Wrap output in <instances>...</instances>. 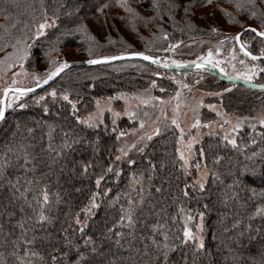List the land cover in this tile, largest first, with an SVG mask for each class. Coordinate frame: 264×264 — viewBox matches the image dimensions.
<instances>
[{"label":"trees","instance_id":"16d2710c","mask_svg":"<svg viewBox=\"0 0 264 264\" xmlns=\"http://www.w3.org/2000/svg\"><path fill=\"white\" fill-rule=\"evenodd\" d=\"M239 2L245 4L246 7L237 9L235 7L236 0H211L210 3L207 0H127L129 7L136 13V16H133L119 7L117 0H87L82 11L74 17L65 15L66 12L72 10L70 7H66L57 12L59 19L55 27L46 29L45 35L36 40L29 38L26 41L32 47L29 49L28 59L24 61L25 70H35L38 65L45 62L49 68L47 62L49 59L67 61L73 60V58L70 59L72 56H76L77 59H88L126 52H144L159 57L161 60L170 61L162 54L143 48L138 39H147L148 45L153 48L165 49V44L159 45L158 42L154 41V38L148 36L155 34V38H158L159 36L164 37L163 34L166 33L167 39L163 40L167 44L172 38L181 39L191 35L228 36V32L221 30L220 27L216 26L217 24L197 22L198 18L195 17L194 11L200 6L220 4L219 12L222 21L238 28L234 32V37L245 26L264 30V26L258 20L250 18L252 9L247 6L246 0H239ZM40 4L41 0H0V37H3L0 39V60L13 52L11 43L14 42L15 37H20L27 31L24 25H31L32 16L39 17ZM43 4L48 10L49 17H51L53 11L60 4L71 5L72 0H43ZM105 4L108 6L102 7ZM185 6H187V12ZM256 10L258 12L264 11V3L261 0H256ZM155 12L156 14L158 12L156 17L153 16ZM181 12L184 13L182 17L185 19L176 15ZM225 12L230 15H225ZM71 19L77 23H83L88 34L94 38L93 41L87 40L80 33H74L71 36L63 34ZM99 20H101L99 29L104 30L102 35L96 33L91 26L92 23L97 24ZM160 25H166L164 28L166 32L159 34L162 31ZM171 26L177 27L179 30L170 32L168 29ZM212 28L217 31L212 32ZM123 33L129 37L137 38L138 45L128 44L124 47L125 51L113 54H109L111 49L102 48L108 39L124 38ZM57 38H59L58 41ZM250 41L252 42L248 45ZM241 42H247V50L253 54H259L260 48L257 44L260 42V38L256 37L254 33L243 32ZM5 45L7 46L5 47ZM90 45L91 56L88 54ZM236 47L238 48L237 45ZM65 49L70 50L64 54L62 51ZM256 62L260 63V61ZM261 66L264 67V64ZM220 67L223 66L220 64ZM0 68H4V66L0 65ZM13 69L0 71V81ZM216 69L223 76L229 74L227 71L221 73L219 68ZM195 70L208 73L222 84H231L256 94L259 103L256 99L254 101L258 106L264 107V92L222 81L213 71ZM144 72L152 73L156 79L161 78V72L169 74L188 73V71L165 70L140 59L121 60L91 66H72L62 72L50 84L28 93L21 97L20 101L14 102L13 108L6 109V119L0 121V155L4 153L5 146L9 143L19 144L23 142L35 145L31 151L38 161H42V163H38L36 175L47 173V178L41 183L42 185L47 184L53 201L50 215L54 217V220L51 225H45V229L52 234L51 243L56 246L62 243V240L58 239L60 229L69 228L70 225L75 226V214L89 203L91 193L96 191L100 194L97 196L100 207L90 215L85 234L95 239L98 244L102 242L101 233L106 227L113 226L119 218L121 208L128 207V199H132L138 202L135 205V228H115L113 231H122L125 241L131 239L128 233L134 231L136 238L132 242L135 247H143L140 237L150 235V226L153 224H163L165 226L164 231L170 237L180 236L182 238L185 225L193 233H196V225L200 222L203 226L202 235L206 248L214 253V258L218 264H264V217L256 216L249 219L255 207L264 204V197L259 195L261 191H264V184L259 178L255 180L254 186L257 193L255 197H252L251 191H241L236 188L229 191L227 187L231 183L230 173L235 174L244 164L250 163L246 157L251 156L253 152L261 153L264 151V138L257 135V133L264 132V129L259 124L255 129L246 125L235 133L236 148L222 142L220 135L216 132L205 135L201 139L197 148L198 160L202 161L209 172L205 189L201 192L192 183V170L188 169L186 174L181 166L182 161L176 155L177 135L172 127H166L159 135L153 136L151 140L144 141L142 145L138 146V148H143V151H138L137 148L134 153L116 160V156L120 155L118 152V130L123 129V125L126 124L125 119L118 121L117 130L104 124L89 128L87 125L77 122V116L82 119L88 112L87 109L83 108L84 103L92 101L96 96L104 95L106 85L114 84L126 87L128 82L138 80ZM30 81L29 86L35 84L32 80ZM254 82L264 83V76H258ZM53 88L57 89L58 93L55 101L51 96L46 95ZM65 91L69 93L70 98L78 102L75 113L71 111L66 102L59 99V95ZM41 95L45 96V101L40 104L35 103L36 98ZM1 97L2 89L0 99ZM20 103L25 104L23 109L19 107ZM45 105L49 108L47 114L44 112ZM262 113L264 114V111ZM49 125L54 129L53 146L60 143L64 132L76 134L83 137L85 141L74 145V151L67 152L62 158H57L58 163L51 165L50 172L46 167L50 163L49 157L46 152H41V148H46L48 144ZM17 126H19L18 130ZM28 128H33V133L29 134ZM253 139L256 141L255 143L251 142ZM201 149L205 152L203 158L199 154ZM216 156L221 157L219 163H214ZM129 159L133 160L134 163L129 164ZM257 161H259V157H257ZM86 162H90L92 167L88 169L87 174L81 175L83 163ZM62 165H67L63 171H61ZM73 165L76 167L75 173L72 171ZM109 165L113 168L112 172L106 171ZM257 167H260L259 163H257ZM11 171L15 174L14 170ZM117 171H119V175H116ZM212 173H216L220 179L217 180ZM28 175L31 176L32 174L29 173ZM101 175L104 179L97 188L95 180ZM185 185L188 187L186 188ZM77 188L80 191H76ZM157 188L160 189L159 192H157ZM184 191L188 192L187 197L183 195ZM232 192L238 193V199L232 197ZM57 194L61 198L59 204L55 203ZM249 197L252 198L249 199ZM10 198L8 191L0 189V224L3 225L4 232H8L12 224L20 217L18 204H10ZM141 199L142 202H140ZM8 212H16V216L10 220L7 215ZM201 212L204 213L203 219L199 215ZM189 215L192 216L191 220L187 219ZM80 218H84L82 214ZM236 221L239 223L233 228L232 226ZM225 227L229 229L228 232L224 231ZM240 232L245 234L243 243L240 245L233 244L228 237L235 238ZM249 234L258 238L249 242L247 239ZM76 238L80 249L90 247L84 244L79 233H76ZM156 238L160 239V236L157 235ZM3 239V233H0V252L7 256L10 249L3 246ZM104 247L107 248L108 243L105 242ZM112 250L117 253V256L121 255L119 250L115 248ZM48 251L51 249L49 248ZM184 252L188 253V261L191 264V243L188 247L181 248L174 253L173 259H180ZM122 255L128 257L129 253L124 251ZM102 258L97 257V259ZM85 259H91L90 252H85Z\"/></svg>","mask_w":264,"mask_h":264},{"label":"snow or ice","instance_id":"6c2138e0","mask_svg":"<svg viewBox=\"0 0 264 264\" xmlns=\"http://www.w3.org/2000/svg\"><path fill=\"white\" fill-rule=\"evenodd\" d=\"M207 2L210 3L211 0H207ZM261 2L264 3V0H261ZM86 3L87 0H72L71 5L60 4L58 8L53 11L52 16L49 17L48 10L43 4V0H41L39 17L36 15L32 16L31 25H24L27 31H25L22 36L15 37L14 42L11 43L13 52L7 54L3 60H0V65L4 66V68H0V71L14 68L17 66V64L19 65L20 69L19 72H13L11 84L3 87L2 89L4 98L0 99V121L6 119V109L14 107L12 100L7 99L9 94H11L16 101H20L21 97H24L28 93L34 91V88L31 87L16 86L20 83V81L17 79L18 76L28 75V73L25 71L24 61L28 59L29 49L32 47V45L28 44L26 41L29 38L36 40L38 37L45 35L46 29L55 27L59 19L57 12L63 10L66 7H70L72 10L66 12L65 15L68 17H74L76 14L82 11L83 5ZM117 4L119 7L123 8L125 12L136 16L134 10L129 7L127 0H117ZM246 4L252 9L250 18L258 20L260 24L264 26V11L258 12L256 10V0H246ZM107 6L108 5L105 4L102 7ZM235 7L237 9H243L246 7V5L240 3L239 0H236ZM185 11L187 12V6H185ZM33 12H35V9H33ZM225 15L230 14L225 12ZM13 27H15V25H13ZM211 31L216 32L217 30L212 28ZM245 31L254 33L256 37L260 38L261 44L264 45V30L247 28ZM74 33H80L89 41H93L94 39L88 34L87 28L83 23H77L74 19H71L69 21V26L65 28V32L63 34L71 36ZM163 35L164 38L167 39V34L164 33ZM0 39H3V37H0ZM232 39L235 41V43L240 45V51L243 53V55L250 58V60L254 62L251 65H248L244 60H240L239 63L244 65V70L237 71L236 77L234 79L243 80L248 87L259 89L261 92H264V83H254L258 76H264V67L261 66V64H264V46L260 48L259 55H254L251 51L247 50V42H241L240 33H237L235 37H232ZM58 40L59 38H57V41ZM221 43H223V41H221ZM6 46L7 45H5V47ZM175 47L176 45H170L169 49L167 50L170 51ZM217 52H219V46H217ZM88 54L89 56L92 55L91 45L88 49ZM125 56L139 57L142 60L150 61L153 64H158L160 62L159 58L146 55L144 52H131L123 53L121 56H105L102 58V60L88 59L86 63L90 65L98 64L104 61L122 59ZM233 59H235V56H233ZM256 61H260V63H255ZM48 63L49 68L42 76L36 73L31 74V78L36 87H40L42 84H47L49 81L53 80L54 77H57L65 69L70 67L66 60H49ZM171 63L175 64L177 67L181 66L180 62L178 61H172ZM193 63L197 69H203L207 65L211 66L212 68H219V71L224 73V69L220 67V61L213 59V53L211 51H209L207 56L198 57L197 61H194ZM163 66L168 67L169 65L168 63H165ZM153 86H155V82H153ZM182 86L185 88L188 87L186 84ZM224 91H231V89H225ZM46 95L51 96L53 101H55L58 97L57 89L53 88L50 92L46 93ZM179 95L180 93L177 92V97H179ZM59 99L66 102L67 105L70 106V109L73 113L76 112L78 102L70 98V95L67 91L61 93L59 95ZM42 101H45L44 95L36 98L35 103L40 104ZM142 103L147 104L148 100H143ZM96 105L98 112L95 116L90 115L87 119H81L79 116H77V122L87 125L89 128H95L98 123H103L101 119L103 109L100 108L99 100L96 101ZM19 107L23 109L25 104L20 103ZM208 107L215 110L213 105H209ZM177 108H179V105H177ZM173 111L175 112L176 109H173ZM44 112L45 114L49 112L47 105L44 106ZM126 114L131 118H135V113L133 112H126ZM113 115L119 116L120 113H113ZM147 115L148 114L145 113V116ZM216 115L220 116L223 121V123L220 124V128L224 130V135L221 137V141L226 142L227 145H231L233 148H236L237 141L232 134L238 132L242 128L244 122L249 118H238L235 124H233L231 120L224 119L222 113L217 112ZM251 119L256 120L259 126L264 129V114L258 117H252ZM115 123L116 121L114 119L113 124ZM171 123L172 125H175L180 131V137L177 138V144H182L184 130L180 127L176 116H173ZM225 125H230V127L225 129ZM144 126V122L141 121L140 127L144 128ZM256 126V123H249V127L252 129H255ZM191 127L208 128L210 127V124H201V121L196 119L195 123L192 124ZM18 128L19 126H17V130ZM27 131L29 134H31L33 133L34 129L28 128ZM160 131V127L157 126L152 129L151 133H145L141 135L139 137L140 143L151 140L153 136L159 135ZM53 132L54 129L51 125H49L47 133L48 144L46 148H41V152H46L49 157L50 163L46 165V167L49 169V172L51 171V165L58 163L57 158H62L67 152L74 151V145L85 142L83 137H80L76 134H70L69 132H64L60 143L53 146ZM123 135H126V133H119L117 139ZM257 135H260L262 138H264V132L257 133ZM197 140L198 137H189L188 143L183 151L180 147L176 149L179 159L183 161L181 166L186 174L188 171L189 157L192 155V147L193 144L197 142ZM251 142L255 143L256 141L253 139ZM129 147H136V145L133 144ZM34 148V144H25L23 142L19 144L9 143L5 146L4 153L0 155V189H5L10 193L11 198L9 203L14 205L18 204V212L20 213L19 219H17L15 223L12 224L11 229L8 232H4L3 225L0 224V233H3L4 236L3 246L10 249V251L7 253V256L0 252V264H189L187 252H184L180 259H173V254L181 248L188 247L189 243H191V264H218L214 258V253L206 248L202 235V224L196 225V233H193V231L187 227V225H185L181 238L180 236L170 237L169 234L164 231L165 226L163 224L156 223L150 226V235L140 237L141 243L143 244L142 248L135 247L133 245L132 241L136 238L134 231L128 233L131 239L125 241L124 233L119 230L113 231V229L123 227H127L129 229L135 228V205L138 202L133 201L132 199H128V207L121 208L119 218L114 222L113 226L110 228L106 227L101 233L102 242L98 244L95 239L85 234V229L88 227L90 215L95 209L100 207V204L97 202V196L100 194L96 191L91 193V196L89 197V203L75 214V226L73 227L70 225L69 228L60 229V237L58 239L62 240V243H60L59 246L53 245L51 243L52 234L45 229V225H51L54 220V217L50 215L53 201L51 199V194L48 191L47 184L42 185L41 183L42 180L47 178V173H40L39 175H36L38 163H42V161H38L37 157L33 155L31 150ZM143 150V148H138V151ZM118 151H120L121 155L116 156V160H120L122 156L128 155V152L123 148L119 149ZM185 152H187V156L185 155ZM199 154L202 158L205 157V152L202 149ZM257 157H259V161H257ZM220 160L221 157L216 156L214 163H219ZM246 160H248L250 163L244 164L237 173H230L231 183L227 185V187L229 191H231L233 188L240 189L241 191H251L252 197H255L257 195L254 186L255 180L259 178L261 183L264 184V151L261 153L253 152L251 156L246 157ZM128 163L132 164L134 161L129 159ZM257 163L260 165L259 168L257 167ZM66 166L67 165H62L61 171H63V168ZM90 167H92L90 162L83 163L81 175L87 174V171ZM196 168L199 170L200 165L197 164ZM11 170H14L15 174ZM72 171L75 173V165L72 166ZM106 171L112 172V166L109 165ZM29 173L32 175L29 176ZM116 175H119V171L116 172ZM202 175L203 177H207L209 172L204 171ZM212 175L215 176L217 180L220 179L216 173H212ZM103 179V175L97 177L95 180L97 188H99ZM196 185H198V188L201 192L204 191L205 183L202 180H198ZM185 187L187 188L188 186L185 185ZM76 191H80V189L77 188ZM159 191L160 189L157 188V192ZM104 195H107V193H104ZM183 195L187 197L188 192L184 191ZM259 195L264 197V191H261ZM232 197L238 199V193L232 192ZM252 197H249V199ZM60 199L61 198L59 194H57L55 203L59 204ZM140 202H142V199ZM181 211H183V209H181ZM81 214L84 217L83 219L80 218ZM7 215L11 220V218L16 216V212H8ZM199 215L201 219H203L204 213L201 212ZM256 216L264 217V204L256 206L249 219H252ZM187 219L191 220L192 216L189 215ZM238 223L239 221H236L232 227L235 228L236 224ZM224 231L228 232L229 229L225 227ZM76 233H79L80 238H82L84 241V244L90 247L80 249L77 243ZM157 235L160 236V239L156 238ZM244 235V232H240L235 238L229 236L228 239L231 240L233 244L240 245L243 243ZM9 237H11V239H9ZM257 238L258 237H253L251 234L247 236L249 242ZM105 242L108 243L107 248L104 247ZM49 248L51 251H48ZM113 248L119 250L121 255L117 256V253L112 250ZM124 251L129 253L128 257L122 255ZM85 252L91 253V259H85ZM97 257L103 258L97 259Z\"/></svg>","mask_w":264,"mask_h":264},{"label":"rangeland","instance_id":"374dc122","mask_svg":"<svg viewBox=\"0 0 264 264\" xmlns=\"http://www.w3.org/2000/svg\"><path fill=\"white\" fill-rule=\"evenodd\" d=\"M219 5L220 4L197 7L194 11V15L198 18L197 22L199 23L217 24L216 26L220 27L221 30L228 32L227 37L221 35H210L205 37L191 35L181 39L172 38L167 44L165 40H163L165 39L163 36L155 38L156 35L151 34L148 37L154 38V41L158 42L159 45L165 44V49L151 47L148 45V40L144 38L138 39L140 41L139 43H141L145 49L166 56V58L170 60L169 62H194L197 61L198 57L207 56L209 51H211L213 53V59L220 61L224 72L227 71L229 73L228 75L236 77L237 71L244 70V65L239 63L240 60H244L248 65H251L254 62L251 61L250 58L245 57L240 49L236 47L232 37H234V32L238 28L222 21L220 18L221 13L219 12ZM157 15L158 12L157 14L156 12L153 13L154 17ZM176 15H179V18H184L182 17L184 16L183 12ZM185 16H187V14H185ZM100 22L101 20H99L97 24L92 23L91 26L96 33L102 35L104 30L99 29ZM160 26L162 27V31L159 32V34L166 32L164 30L166 25ZM176 29L179 30L177 27L171 26L168 30L170 32H176ZM123 34L124 38L116 37L108 39L102 48L111 49L109 54H113L119 51H125L126 49H124V47L128 44L138 45V42L136 41L137 38L129 37L126 33ZM221 41H223V43H221ZM251 42L252 41H250L248 45ZM170 45H176V47L168 51L167 49H169ZM217 46H219V52H217ZM257 46L261 48L264 45H262L261 42H258ZM69 50L70 49H65L62 52L65 54L68 53ZM233 56H235V59H233ZM72 58L75 59L76 56H72L70 59ZM37 69L32 71L25 70L28 75L18 76L17 79L20 83L16 86H29L28 83L32 80V73L42 76V74L48 69L46 62L38 65ZM19 71V65L17 64L11 72L7 73L6 77L0 81V91L3 87L11 84L13 72ZM160 75L161 78L156 79L152 73L144 72L142 77L138 80L128 82L129 87H125L124 85L116 86L114 84L106 85L104 87L106 88L104 95L96 96L92 101L84 103L83 108L87 109L88 112L82 117V119H87L90 115L95 116L97 114V100L100 101V108L103 109V114L101 116L103 123H98L97 125L104 124L117 130L118 121L125 119L126 126L123 125V129L118 130V135L121 132L126 133V135L120 136L118 139V150L123 148L128 154L134 153L138 146L144 143H140L139 141L141 135L151 133L152 129L157 126L160 127V132L166 127H172L177 135L176 149L180 147L182 151L186 147L189 137H198L197 142L194 143L192 147V155L189 157L188 169L193 172L192 183L194 185H196L198 180H202L205 183L207 177H203L202 173L207 171V168L202 161L198 160L197 148L201 139L205 135H210V133L213 132L218 133L220 137L224 135V130L220 128V124L223 123V121L220 116L216 115V113H222L224 119L231 120L233 124H235L238 118H249L242 125V128H244L246 125H249V123L258 124L256 120L251 118L262 115L264 107H260V105L258 106L254 101L255 99L257 101L258 99L256 94L231 84H222L215 77L203 71L191 70L188 71V73L183 74L161 72ZM153 82H155V86H153ZM185 84L188 85V87L185 88L182 86ZM225 89H231V91H224ZM177 92L180 93L179 97H177ZM7 99L12 100L13 103L16 102L11 94H9ZM143 100H148V103H142ZM177 105H179V108H177ZM209 105H213L215 110L209 108ZM173 109H176V111L174 112ZM126 112L135 113V118L129 117ZM113 113H120V115L114 116ZM145 113L148 115L145 116ZM173 116H176L180 127L184 130L183 143L179 145L177 144V138L180 137V131L171 123ZM114 119L116 121L115 124H113ZM196 119H199L201 124L209 123L210 127H191ZM141 121L144 122V128L140 127ZM229 127L230 125L224 126L225 129ZM232 135L234 136L235 133ZM133 144H135L136 147H129ZM118 152L120 153V151ZM176 155L179 157L177 151ZM185 155H188L187 152H185ZM197 164L200 165L199 170L196 168ZM196 187H198V185H196Z\"/></svg>","mask_w":264,"mask_h":264},{"label":"water","instance_id":"95a60500","mask_svg":"<svg viewBox=\"0 0 264 264\" xmlns=\"http://www.w3.org/2000/svg\"><path fill=\"white\" fill-rule=\"evenodd\" d=\"M247 28H255V27H253V26H245L244 28H242L240 31H238L237 33H240L241 35H242V33L243 32H245V29H247ZM257 29V28H256ZM258 30V29H257ZM236 33V34H237ZM236 34H235V36H236ZM236 45L238 46V48L240 49V45L239 44H237L236 43ZM126 53H131V52H126ZM121 54H123V53H119V54H114V55H111V56H121ZM146 54V53H145ZM146 55H149V54H146ZM254 55H259V54H254ZM151 56H153V55H151ZM105 57V56H104ZM153 57H156V56H153ZM102 58L103 57H94V58H88V59H101L102 60ZM157 58H159V57H157ZM88 59H73V60H67V62L69 63V65H70V67H72V66H91V65H98V64H108V63H112V62H116V61H121V60H129V59H140V60H142L141 58H139V57H130V56H125L124 58H122V59H116V60H110V61H104V62H101V63H98V64H87L86 63V61L88 60ZM144 61V60H143ZM159 63L158 64H153V63H151L150 61H146V62H148V63H150V64H152V65H155V66H157V67H160V68H162V69H165V70H169V71H190V70H195V69H197L196 67H195V64L193 63V62H183V63H180L181 64V66L180 67H177L175 64H172L171 62H169V61H166V60H161L160 58H159ZM165 63H168V67H164L163 65L165 64ZM69 67V68H70ZM68 69V68H67ZM203 69H205V70H208V71H213L215 74H216V76L220 79V80H222V81H225V82H229V83H233V84H238V85H242V86H245V87H248L245 83H244V81L243 80H239V79H234L235 77H232V76H230V75H225V76H223V75H221L219 72H217V69L216 68H212L211 66H205V68H203ZM66 70V69H65ZM64 70V71H65ZM63 71V72H64ZM61 74V73H60ZM59 74V75H60ZM58 75V76H59ZM57 76V77H58ZM57 77H54L53 78V80H51V81H49L47 84H42L40 87H36L35 86V84L34 85H32V86H29V87H31V88H34V90H38V89H41V88H43V87H45L46 85H48V84H50L51 82H53ZM254 83H256V82H254ZM248 88H250V87H248ZM251 89H254V90H259V89H255V88H251ZM2 98H4L3 97V93H2V97H1V99Z\"/></svg>","mask_w":264,"mask_h":264}]
</instances>
